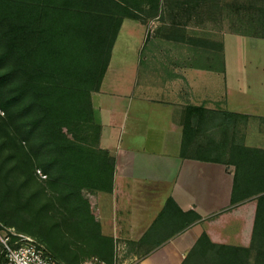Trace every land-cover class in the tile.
Segmentation results:
<instances>
[{"label": "trees", "instance_id": "trees-1", "mask_svg": "<svg viewBox=\"0 0 264 264\" xmlns=\"http://www.w3.org/2000/svg\"><path fill=\"white\" fill-rule=\"evenodd\" d=\"M157 3L0 0V226L45 243L55 260H80L58 247L62 225L69 239L71 232L79 234L82 257L106 258L112 249L113 239L100 233L85 195L110 192L115 166L99 147L101 124L91 94L100 88L123 20L140 18L143 5ZM220 3L226 17L238 18L230 31L264 39V0ZM249 117L203 105L184 108L180 155L233 166L231 204L255 199L256 211L248 246L213 243L202 233L181 264H264V148L245 144L241 126ZM171 208L179 210L168 198L164 209ZM185 215L184 227L199 219L194 212Z\"/></svg>", "mask_w": 264, "mask_h": 264}, {"label": "crops", "instance_id": "crops-1", "mask_svg": "<svg viewBox=\"0 0 264 264\" xmlns=\"http://www.w3.org/2000/svg\"><path fill=\"white\" fill-rule=\"evenodd\" d=\"M171 1L159 0L141 20H123L91 94L99 147L115 166L112 190L88 192V199L100 233L113 239L106 258L124 264H181L202 233L233 246L251 239L256 200L231 204L233 166L180 155L181 120L187 105L247 114L245 144L264 148V127L252 123L264 118V39L224 31L229 19L218 7L210 19L204 4ZM210 25V33L191 30ZM148 26L155 28L150 38ZM238 37L253 47L260 41V50L229 63L227 42ZM168 198L180 211L164 209ZM190 212L199 219L184 227Z\"/></svg>", "mask_w": 264, "mask_h": 264}, {"label": "rangeland", "instance_id": "rangeland-1", "mask_svg": "<svg viewBox=\"0 0 264 264\" xmlns=\"http://www.w3.org/2000/svg\"><path fill=\"white\" fill-rule=\"evenodd\" d=\"M180 1L181 0H172L171 3L181 4ZM213 2H215V3H205L204 4V5H206L204 14L207 17H209L210 19L211 18L215 19L216 7L219 8L220 6H222L220 3V0H214ZM214 9H215V11H214ZM142 11L143 12H141L140 15H142V14L151 15L154 13L153 8H151V7L149 8L147 4L143 5ZM220 13L223 14V16H225L224 19H229V21H226V26H224V28H223L224 31H230V28H229L230 22H233V24L235 26L239 25L238 18L226 17L223 9L220 11ZM130 19L137 21L139 19L141 20L142 18H137V19L130 18ZM200 28H192L191 30H192L193 34L210 33L209 31H213L215 29V26L210 25L208 27L206 26V27H200ZM154 30H155V28L152 26L146 27V30H145L146 38H150V36H152L154 34ZM204 31H206V32H204ZM256 42H257V45L255 47H253V44L249 41V39H247L245 37H238L232 41H228L227 45H226V52H227V57H228L229 63H231V61L237 62L239 64H241L242 62H246L248 59V53L249 52H251L253 50H255V51L260 50V47L258 45V42H260V41H256ZM219 45L220 44H218V47H219ZM262 50H264V48H262L261 51ZM247 122H248V120H247ZM247 122L241 126L243 131H244V134H245V128H246ZM252 123H254L255 125H256V123H259L260 127H264V121L263 120H262V122H261V120H257V122H252ZM85 194L88 197V192H85ZM61 228L60 229H61V232L63 233V235L61 237V240L58 241V247L61 248L62 252H66L65 256H67L68 258L72 257V255H73V257L77 255V257H78L77 259L80 258L78 264H81L84 260H86L87 258H90L92 256H96L100 260L106 261L109 264H124L125 262H127V261L123 260L125 258L121 259L117 255H116V257H113V261H110L108 258H102L100 255H98L96 253H92V254L90 253L89 255H85L82 257L81 248L83 247L84 244L80 240L79 234L73 230L74 232H71L72 237L69 239L68 237H69L70 233L66 232L65 226L62 225ZM26 235H29V234H26ZM29 236H31L32 238H34L35 240L38 241V239H36L32 235H29ZM38 242H40V241H38ZM42 244L47 249V251L50 252L49 247H47V245H45V243H42ZM120 252H122V251H120ZM120 252L119 251L117 252L118 255ZM63 254L64 253H62L61 255H63ZM57 260H59L61 264H69L68 262L64 261L63 259L57 258Z\"/></svg>", "mask_w": 264, "mask_h": 264}, {"label": "built area", "instance_id": "built-area-1", "mask_svg": "<svg viewBox=\"0 0 264 264\" xmlns=\"http://www.w3.org/2000/svg\"><path fill=\"white\" fill-rule=\"evenodd\" d=\"M41 178L46 175L37 171ZM0 264H61L47 254L43 244L29 235L16 231L13 227L0 226ZM81 264H109L92 256Z\"/></svg>", "mask_w": 264, "mask_h": 264}]
</instances>
